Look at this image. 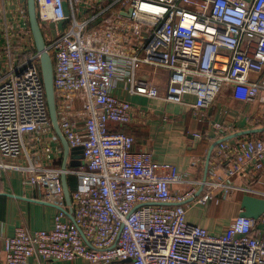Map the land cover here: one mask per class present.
Segmentation results:
<instances>
[{
	"label": "built area",
	"instance_id": "obj_1",
	"mask_svg": "<svg viewBox=\"0 0 264 264\" xmlns=\"http://www.w3.org/2000/svg\"><path fill=\"white\" fill-rule=\"evenodd\" d=\"M18 41L7 56L20 58L0 72V173L21 170L59 206L52 228L24 226L4 241L5 264L72 261L90 264H264V213L237 216L220 235L187 220L189 199L172 186L187 182L176 166L151 151H135V137L113 130L134 118L131 102L112 93L117 81L129 91L158 97L151 80L137 87L140 67L159 76L164 99L211 108L226 87L234 98L255 102L264 94V0H36L54 66L60 129L69 147H83V163L67 167L77 180L72 221L64 204L61 144L50 118L44 81L29 25L27 0H18ZM122 12H129L128 15ZM55 26L56 36L47 35ZM63 26V28H61ZM16 46L17 48H15ZM218 139L233 133L215 124ZM201 137V134H196ZM207 193L251 185L264 169V133L218 144ZM19 160V161H18ZM250 191V187H240ZM198 191V190H197ZM63 208V209H62Z\"/></svg>",
	"mask_w": 264,
	"mask_h": 264
},
{
	"label": "crops",
	"instance_id": "obj_2",
	"mask_svg": "<svg viewBox=\"0 0 264 264\" xmlns=\"http://www.w3.org/2000/svg\"><path fill=\"white\" fill-rule=\"evenodd\" d=\"M18 2V0H0V72L20 62V58H9L5 50L9 41L11 44L18 41L17 29L20 25ZM138 71L140 74L137 76V87L144 89L146 81L151 80L159 87L158 97L132 94L129 91L131 80L128 78L118 80L112 93L131 102L134 118L124 126L114 123L110 125L113 130H123L135 137V151H151L156 162L177 167L187 182L172 186V192L176 194H184L193 189L196 182L203 180L208 151L220 134L215 129V124H222L226 130L232 132L257 126L264 127V94L255 102H243L234 98L232 87H226L211 108L197 114L190 105L194 102L193 96L186 97L189 104L174 103L164 99L168 84L164 70L159 76L151 77L148 75L150 70L147 67H140ZM196 134L202 136L197 137ZM259 134L245 135V137ZM61 153L63 155L62 150ZM216 160L218 158L214 150L209 165L208 180H214L211 177V167ZM232 181L239 188L228 191L223 188L217 189L210 192L211 197L207 202L196 201L197 197L209 192L205 186L196 199H189L187 220L206 228L211 234L220 235L224 233L230 222L239 216L244 195L251 194L264 198V169L251 185L241 177H233ZM245 186L250 187L251 190L240 188ZM199 188L198 186L196 192ZM64 204L68 207L65 197ZM58 209L59 206L45 200L41 186L26 180L21 170H2L0 173V264H5V238L12 236L16 227L24 226L31 232L48 230L53 226ZM31 264L90 263L82 258L47 262L32 258Z\"/></svg>",
	"mask_w": 264,
	"mask_h": 264
},
{
	"label": "water",
	"instance_id": "obj_3",
	"mask_svg": "<svg viewBox=\"0 0 264 264\" xmlns=\"http://www.w3.org/2000/svg\"><path fill=\"white\" fill-rule=\"evenodd\" d=\"M27 10H28V17H29V24L31 29L32 38L35 44V48L37 52L40 54V66H41V72L42 77L44 81V87H45V93L50 113V118L53 124V128L58 135L61 146L63 148V162H62V185H63V191H64V197L67 206L69 209L65 210L63 209L69 218L74 221V216L72 214L71 204H72V198H71V190L68 184V175H67V162L69 158L73 159H81L83 158V147H73L70 148L69 144L63 135L57 118V111H56V101H55V93H54V66H53V60L46 49V39L40 24V21L38 19L37 15V5L36 0H27ZM124 15H128L129 12H122ZM264 132V127H256L251 128L247 130H242L235 132L227 137L221 138L216 140L211 146L208 151L207 157H206V166H205V174L203 177V183L196 192L195 196L199 195L203 189H204V182L207 179L208 176V170L209 165L211 162V157L213 150L218 146V144L222 141L228 140V139H234L240 136L250 135V134H258ZM192 200V199H190ZM264 213V198L257 197L251 194H246L242 198L241 202V211L239 213V216L244 217H250L254 220H258L259 217Z\"/></svg>",
	"mask_w": 264,
	"mask_h": 264
},
{
	"label": "rangeland",
	"instance_id": "obj_4",
	"mask_svg": "<svg viewBox=\"0 0 264 264\" xmlns=\"http://www.w3.org/2000/svg\"><path fill=\"white\" fill-rule=\"evenodd\" d=\"M61 28H63V26H61ZM49 35L48 38L49 39H53L55 36H56V33H55V26L52 25L51 26V31L49 30L48 32ZM140 74V72L138 71L137 72V75ZM148 75L151 77V76H154L152 72L148 71ZM83 163V158L81 159H73V158H69L68 162H67V166L70 167V168H78L81 164Z\"/></svg>",
	"mask_w": 264,
	"mask_h": 264
},
{
	"label": "trees",
	"instance_id": "obj_5",
	"mask_svg": "<svg viewBox=\"0 0 264 264\" xmlns=\"http://www.w3.org/2000/svg\"><path fill=\"white\" fill-rule=\"evenodd\" d=\"M30 25V24H29ZM42 27V26H41ZM42 30H43V33H44V36H45V39H46V33H45V30L43 29V27H42ZM47 42V41H46ZM39 67H40V70H41V66H40V63H39ZM257 127H263V126H257ZM256 128V127H255ZM128 133V132H127ZM264 132H261L260 134H263ZM259 134V133H258ZM241 137V136H240ZM216 149H217V146H216V148L214 149L215 151H216ZM61 150H62V152H63V148L61 147ZM213 150V151H214ZM62 162H63V155H62V157H61V159L59 160V162H58V165L59 166H62ZM68 184H69V187H70V190H71V192L76 188V185H77V180H76V178L75 177H73V176H70V175H68Z\"/></svg>",
	"mask_w": 264,
	"mask_h": 264
},
{
	"label": "flooded vegetation",
	"instance_id": "obj_6",
	"mask_svg": "<svg viewBox=\"0 0 264 264\" xmlns=\"http://www.w3.org/2000/svg\"><path fill=\"white\" fill-rule=\"evenodd\" d=\"M46 31V30H45Z\"/></svg>",
	"mask_w": 264,
	"mask_h": 264
}]
</instances>
